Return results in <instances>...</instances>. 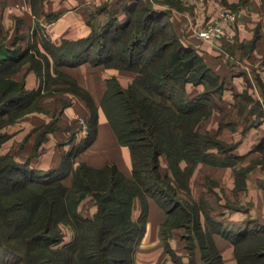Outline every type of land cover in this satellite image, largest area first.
<instances>
[{
	"label": "trees",
	"instance_id": "trees-1",
	"mask_svg": "<svg viewBox=\"0 0 264 264\" xmlns=\"http://www.w3.org/2000/svg\"><path fill=\"white\" fill-rule=\"evenodd\" d=\"M126 10L124 23L110 17L100 31L72 43L73 49L66 44L55 47L59 54L52 53V58L55 66L89 61L137 72L126 87L110 80L102 100L119 141L130 149L132 176H125L114 163L93 167L81 161L71 168L74 151L59 167L47 171L0 155V264H135L133 249L143 230L147 196L165 212L163 235L174 226H187L186 239L207 247L203 255L207 264H220L212 239L201 232L200 205L177 197L170 178L159 170L161 154H166L174 172L181 171L179 162L186 160V177L198 161L211 158L206 150L210 136L199 130L206 91L189 97L185 90V83H201L207 75H193L201 68L200 58L180 41L167 19L161 18L162 11L141 1ZM43 59L48 66L49 58L45 55ZM20 60L12 54L0 58V118L31 100L27 97L32 91L25 88L24 81L6 74L8 64ZM36 65H41H32L41 75ZM111 96L115 99L109 108ZM90 105L83 145H88L96 132L97 110L92 102ZM69 171L66 184L62 179ZM86 197L96 205L91 217L81 212L80 203ZM135 198L143 205L137 219L132 216ZM171 219L174 221L167 224ZM61 225L68 226L73 237L54 246L64 240ZM240 240L239 235L233 238L238 264H263L261 255L239 254ZM195 245L187 244L191 253ZM166 248L178 260L168 244Z\"/></svg>",
	"mask_w": 264,
	"mask_h": 264
},
{
	"label": "crops",
	"instance_id": "crops-1",
	"mask_svg": "<svg viewBox=\"0 0 264 264\" xmlns=\"http://www.w3.org/2000/svg\"><path fill=\"white\" fill-rule=\"evenodd\" d=\"M140 1L162 11L161 18L167 19L178 33L186 30L187 24L190 25L188 31L194 30L206 16L212 17L223 6L233 7L238 15L235 22L225 23L228 39L219 43H200L203 60L221 77L225 86L217 97L220 113L209 122L208 118L203 120L199 130L219 134L230 147L227 151L207 150L211 158L199 161L185 177L182 187L174 180L166 154L159 156V170L162 175L167 174L175 189L178 186V196L200 205L201 232L212 239L220 264H238L233 241L238 235L243 243L238 247L239 254L246 257L261 255L264 264V0H207L204 5L181 0H0V58L7 57L20 39L26 42L25 39L34 38L42 47L37 32L42 33L53 47H60L86 38L98 26L103 27L110 17L124 23L127 7ZM25 65L23 73L17 72L10 78L23 80L29 90L46 87L39 80L43 71L39 76ZM53 65L49 59L48 69L53 71ZM59 70L93 98L97 110L95 137L88 145H83L87 133L77 132L76 137H70L72 130L64 131L59 135L64 139L59 142V149L40 152L31 159V166L43 169L53 166L51 161L58 164L60 156L74 146L76 151L70 158L73 168L81 161L93 167L114 163L125 176L131 177L130 149L119 141L101 101L110 80L115 79L126 87L137 72L89 61L75 66H55V71ZM202 86L201 83H187L186 94L197 96L202 93ZM69 95L73 99L64 114L70 117L78 112L89 117L91 108L85 100L73 92ZM186 165V160H180V169ZM70 175L71 171L62 181L69 184ZM142 207L141 199L135 198L133 218L139 217ZM163 216L165 212L158 202L147 196L143 230L133 249L134 263L176 264L166 248L168 244L182 264H207L203 257L207 251L205 245L198 243L192 253L188 251L184 242L187 226H174L162 234Z\"/></svg>",
	"mask_w": 264,
	"mask_h": 264
},
{
	"label": "rangeland",
	"instance_id": "rangeland-1",
	"mask_svg": "<svg viewBox=\"0 0 264 264\" xmlns=\"http://www.w3.org/2000/svg\"><path fill=\"white\" fill-rule=\"evenodd\" d=\"M206 2L207 0H204L202 2L203 5ZM223 9H228L236 13L233 7L223 6L222 8L216 10L215 15ZM215 15H213L212 17L211 15L206 16L202 24H200V26L196 27L194 30H192L191 28L192 31L187 30L188 27L190 26V25L188 26V24L186 26L187 31L183 30L182 32L179 33L175 31L180 41L184 45L191 47L194 53L197 54L198 58H200L199 60L201 62V68L199 69L198 72L195 71L193 75L196 76L198 73H199L198 75L201 74V76H203V74L207 75L203 77V81L201 82V84L203 85L202 92L206 91L207 97L205 100V105L203 107L204 110L199 125L203 122V120H206L207 118H208L207 119L208 122L210 120H213L215 116L218 115V113H220V111L217 109L218 108L217 97L218 95L221 94V91L225 86L224 85L225 83L221 81V77L218 76L216 72L209 65H207L205 59L203 60L204 57L201 55L202 48L200 47V43L204 42L205 40L201 39L197 34L198 29L204 26L206 22L211 20ZM236 19L234 21L226 22V24L235 22ZM101 28L102 27L98 26V28L94 31L98 32L101 30ZM25 33L27 34V32ZM22 36H24V34H21V37ZM36 36L37 39L40 40L42 47H40V45L36 43L34 38L33 39L28 38L27 40L25 39L26 42L23 41L24 39H20L22 42L20 41L18 44L15 43L14 48L9 50L8 54H12L17 58L20 57L21 60L18 62V64L13 63L12 66L8 64V71L6 69L7 71L6 74H8L9 76H13L17 72L23 73V70L26 69L25 68L26 66L25 63H26L28 64V69L35 70L37 75H39L36 68H33L32 65L36 63L37 64L40 63L41 66L36 65L34 67H39L40 68L39 71L41 72L43 71V77L41 76L39 80L41 82V85L43 82V85L46 87H44L42 90L39 87L38 89H31L32 94L30 97H27V99L31 98V100L28 101L27 105L15 106L11 108V112H9L8 114H4L3 117L0 118V134L2 135V142H0V155H8L17 162L19 163L26 162L30 166H31V159L39 155L40 152H43L48 149L50 150L59 149V142L64 140L61 139L59 135H63L64 131L72 130L71 134H69L70 137H76L77 132L79 133L82 132L84 134L87 133L90 116L86 117L85 114H81L78 112L73 113V115L70 117H67L64 114V111L67 110V108H69V103H71V99H73L69 95L71 94V92L83 98L88 105L90 102H92V104L94 103L93 98L88 94V92L85 89H83L82 87H77L74 81L71 80L69 77H67L62 71L60 70L55 71L54 65H53L54 66L53 71L48 69L49 66H47L46 61H44L43 56L46 55L49 59L53 61L52 53L59 54V48L53 47L50 44V42L45 38V36L42 35V33L37 32ZM227 37L228 34L226 29V34L223 37L209 42L219 43L222 40H226ZM65 44H67V48L70 49H73L75 47V45L70 44V42ZM97 46L98 45H96L95 48ZM32 60L33 63H31ZM187 83L199 84L198 82L195 81L193 82L190 81ZM187 83H185V85ZM59 84H64L65 86H59ZM57 91H59V93ZM82 91L84 93H82ZM114 99L115 98L111 96L107 101L109 108H112V104H114L113 103ZM101 106H102V101H101ZM90 108H91L90 110H92L91 105ZM85 123L87 125V128H86V132H83L84 128H82V125H84ZM213 127L214 126H210L209 128L214 129ZM203 134L210 136V139H208V141L210 142L207 144L208 146L206 147V150L217 149L218 151L221 150L227 151V149L230 147V144L227 143L222 138H220L218 136L219 134L217 133L206 132ZM71 151H76L74 146L71 147L68 152ZM68 152L60 156V161L58 164H55L56 161H51L54 162L53 166H49L47 168L44 167L43 169L39 168V166H34V167L35 169L43 170V171L55 169L59 167V165L63 161V158L68 155ZM197 163L195 164V166L197 165ZM173 174L175 178L174 180H177L178 182V186L182 187L185 177L188 173L183 169H181V171H177V172L173 171ZM178 186H176L175 192ZM180 193L183 194L182 191H180ZM176 196L180 197L177 194ZM180 198H182V196ZM80 207H81V212L84 216H88V217L92 216L96 211L95 202L91 197H86V199H84L80 203ZM164 217L166 216H163V219ZM173 221L174 220L171 219L167 221V224H171ZM61 229L64 234V240L62 244L58 243L55 244L54 246L64 245L65 243L70 241L73 237V231L68 226L61 225ZM184 242L186 246L189 243H195L196 244L195 247L199 243L197 242V240H187L186 238ZM182 247L184 246L182 245ZM187 249L189 252H191L189 247H187ZM175 255L177 256V254ZM171 256L173 258L172 254ZM168 258L169 257L167 256V259ZM177 258L178 260H175L176 264H182L180 257L177 256ZM164 263H166V261Z\"/></svg>",
	"mask_w": 264,
	"mask_h": 264
},
{
	"label": "built area",
	"instance_id": "built-area-1",
	"mask_svg": "<svg viewBox=\"0 0 264 264\" xmlns=\"http://www.w3.org/2000/svg\"><path fill=\"white\" fill-rule=\"evenodd\" d=\"M184 2L195 1L203 2L204 0H181ZM237 15L235 12L223 9L219 11L211 20L207 21L204 26L198 29V36L205 41H213L223 37L226 34L225 23L234 21ZM84 129L87 128L86 123L83 125Z\"/></svg>",
	"mask_w": 264,
	"mask_h": 264
}]
</instances>
